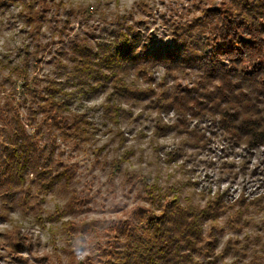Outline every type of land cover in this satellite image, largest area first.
I'll list each match as a JSON object with an SVG mask.
<instances>
[{
	"label": "clouds",
	"instance_id": "1",
	"mask_svg": "<svg viewBox=\"0 0 264 264\" xmlns=\"http://www.w3.org/2000/svg\"><path fill=\"white\" fill-rule=\"evenodd\" d=\"M27 2L35 9L36 32L21 7L11 0L0 3V209H16L0 223V264H16L8 255L14 243L20 245L13 253L19 264H264V175L251 176L256 168L264 172V0H164L163 5L161 0ZM193 4L200 6L198 12ZM225 4L230 26L220 23L223 14L216 10ZM145 5L151 18L143 15ZM160 13L177 18L179 34L165 32L158 22ZM85 15L93 17L96 28L79 24L77 17ZM69 19L73 31L64 38L69 54L55 67L35 66L27 53L34 51L36 36L41 43L60 39L55 33ZM138 20L147 23L138 26ZM241 22L251 31L252 44L234 41L231 53L218 54L211 63L198 61L209 68L223 63L235 69L227 81L206 84L189 73L165 82L171 73L157 63L159 70H152L155 83L138 78L133 69L120 73L116 84L105 67L112 59L125 65L132 57L142 61L154 39L183 45L187 51L180 55L186 60L203 56L209 35L235 29ZM129 27L132 50L125 58L112 44H119L116 36L109 33L127 32ZM87 30L98 39L90 50H76ZM81 57L93 66L91 72L81 70ZM25 65L30 66L27 71ZM34 76L63 86L55 99L58 106L71 105L73 119L92 121L96 114L119 111L127 121L118 129L123 136H113L114 125L109 124L77 147L78 140L69 144L58 134L38 130L44 127L41 103L38 98L26 102L20 88L24 79ZM178 83L189 89L205 84L199 88L205 95L224 94L242 102L194 116L175 106L176 97L186 95L177 91ZM125 89L155 90L158 95L134 100ZM162 92L170 94L163 102L172 105L171 110L156 107ZM129 113L132 119H145L132 124ZM157 125L163 131H157ZM21 171L24 179L18 183L11 177ZM188 181H199L200 187L192 188ZM225 192L228 196L218 202ZM192 222L194 235L184 228ZM210 240H218V246L207 248Z\"/></svg>",
	"mask_w": 264,
	"mask_h": 264
},
{
	"label": "rangeland",
	"instance_id": "2",
	"mask_svg": "<svg viewBox=\"0 0 264 264\" xmlns=\"http://www.w3.org/2000/svg\"><path fill=\"white\" fill-rule=\"evenodd\" d=\"M4 0H0V3H3ZM164 0H161V4L163 5ZM11 4L17 5L23 9L21 12V15H28V20L27 23L32 26L33 32H36V24H37V17L33 15L35 12V9L32 8L31 4L27 2V0H11ZM183 7V5H181ZM193 8L198 12L200 10V6L197 4H193ZM225 8H228V6L221 5L219 8L216 10L221 12L222 10L224 11ZM47 11V10H46ZM143 15L146 17L151 18L152 17V11L151 9L148 8L147 5H145V10H142ZM38 20L42 21L44 20V16L41 15L38 17ZM77 21L79 24L84 27L88 28L90 25L92 28H96L97 26L93 24V17L91 16H83V17H77ZM162 26H164L165 32L168 34H171L173 36L177 35L181 31V26L175 16L172 15H165L164 13L159 14V21H158ZM138 26H145L146 21L145 20H138L137 21ZM153 24L157 23L156 20L152 21ZM131 29V27H129ZM108 29L104 28L102 29L103 32H107ZM73 31V20L69 19L66 20L62 26V28L59 29L57 33H55L56 36H59L60 39H53L50 43H41L39 42L40 37L39 34L36 36V43H35V48L34 51L28 52L27 55L33 58V62L35 66L40 67V66H53L55 67L56 64L62 63V58L67 56L69 53L66 51L68 48V44L65 42V37ZM157 32L160 31V28L156 29ZM129 32V31H128ZM127 32V33H128ZM137 36L139 34H136ZM155 35V33H154ZM97 36L94 31L92 30H87L84 31L83 35L79 37V43L75 44V49L78 46H81V49H86L90 50V47L96 42ZM59 45V47H57ZM172 44H162L158 39H154L149 47V50H161V48L169 47ZM79 49V48H78ZM23 51V50H22ZM161 52V51H159ZM180 52V51H179ZM51 57V59H45V57ZM7 60L8 58L5 57ZM12 61H9V64H11ZM84 60L81 57L80 58V68L82 71H85V66H84ZM130 65V64H129ZM29 65H25V71L29 69ZM128 66L125 65L124 70L121 73H130L132 69H128ZM155 67L149 69L146 71L145 75L139 74V70H135L138 78H143L145 82L147 83H155L156 78L155 76L152 75V70ZM93 70V66L91 65L89 68V72ZM156 70L158 71L159 69L156 67ZM167 70V69H166ZM203 69L198 67L196 63H192L189 66H184L176 69H169L167 70L169 73H171L170 77L165 78V82H167V79H183L186 78L189 73L193 76L199 75V77L206 82V84H211L212 81L215 79H210V76L208 74L203 75L202 72ZM41 71H43V68L41 67ZM16 70L13 69V74H15ZM87 72V71H85ZM55 74V72L53 73ZM120 74V73H119ZM112 82H114V78L111 77ZM7 82V79H6ZM116 84H119V82H114ZM206 86L205 84H200L198 85L197 88H186L182 84H177L176 89L178 92L181 93H186V95H180L176 97V104L175 106L178 109V97H185L188 96L190 92H192L191 96H196L195 94L201 92L199 91L200 87ZM55 88L53 91L54 94L55 92L58 94L61 91V88L63 87L62 85L57 84L56 81L52 80L49 82V78H41L39 76H34L29 79H24L23 83L20 85V88L23 91V95L25 97V101L29 100H34V99H39L41 103V108H40V113H42L43 119H42V125L44 127L38 129V130H43L44 132H53L54 134H58L60 137L65 139L69 144L75 143V141H80L79 144H77V147H80L81 145H85L86 142L88 141L89 137L93 136L95 133H98L102 131L103 129H107L109 124L114 125L113 129V136L120 138L123 136V133L118 131L119 127L122 125L126 124V120H122L120 112L115 111V110H108L100 114H96L93 116L92 121L86 119L85 117H80L78 119H73L71 116L65 115L64 117L69 118L67 121L65 120H60L58 118V115L54 113V107L52 105H49L50 100L48 101L47 95L45 94L46 92H50V90ZM159 87L163 88L164 84L159 85ZM125 91L129 92L130 98L134 100H143V99H148L150 97L157 96V92L155 90H150L149 92H132L129 89H125ZM87 95V93H85ZM168 92H162L159 93V101L156 103V107L159 108L161 111L165 110H171L172 105H165L164 100L169 97ZM222 99V98H221ZM206 107L205 111L202 108L194 109L193 107L191 108L192 111H190L194 116H206L207 114H215L216 111H219L220 105H223L225 101H218L215 102V108L212 106L213 104H207L204 100ZM71 106V105H70ZM186 110V109H185ZM194 112V113H193ZM71 117V118H70ZM36 119L39 120L40 117L39 115L36 116ZM128 119L131 120L132 124H139L142 120L145 119L143 115L137 116L134 119L131 117V113L128 114ZM94 121V123H93ZM203 122V120H202ZM184 121H181V124H183ZM96 125H99V127H96ZM157 131H163L162 128H160L159 125H157ZM131 130L129 131V135H131ZM211 135L215 136L216 132H212ZM205 138L203 136L200 137V140L203 141ZM53 144H55V140H53ZM205 148H207V145H204ZM252 147V146H251ZM211 151V149H208ZM63 154V153H62ZM191 162V161H188ZM251 163V161H249ZM261 164L264 165V161H261ZM211 167V165H209ZM229 167H234V166H229ZM245 169H242V172L246 171ZM195 170H192L191 174H194ZM264 175V172H261L259 168H256L255 170L252 171L251 176L252 177H258ZM13 180H16L18 183H22L24 179V174L21 172H13L12 177ZM210 177H206V179H209ZM188 185L192 188H199L200 187V182L199 181H188ZM261 188H264V184L260 185ZM245 191H247V187H245ZM192 195H195L194 193ZM228 193L225 192L224 196L220 197L219 201L220 203L223 202L224 197H227ZM239 203V202H238ZM246 203V201H245ZM255 203V201H253ZM16 211L15 208H9L7 205L4 206L3 209H0V223H4L9 219L7 216V212H12ZM193 223V222H192ZM191 224V223H189ZM215 231V229L213 230ZM219 241L218 240H210L208 244L206 245L207 248L209 249H214L216 246H218ZM20 250V245L18 244H12L11 245V251L8 253L9 257L11 258V261H15L16 264H19V259L18 257L14 256L13 253L16 251ZM195 251V250H194ZM4 257L0 256V260H3Z\"/></svg>",
	"mask_w": 264,
	"mask_h": 264
},
{
	"label": "trees",
	"instance_id": "3",
	"mask_svg": "<svg viewBox=\"0 0 264 264\" xmlns=\"http://www.w3.org/2000/svg\"><path fill=\"white\" fill-rule=\"evenodd\" d=\"M236 9H232L231 12H235ZM223 14V20L220 22L224 26H230L231 21V15L229 14V8H225V10L221 11ZM243 22H241L240 25H236L235 29H232L229 27L227 31H222L217 34H212L208 36L207 42H206V51H204L203 56L196 55L189 59H184L180 53L182 50L187 51V49L181 45L179 47L171 45L169 47L161 48V50H149L148 54L144 57V59L141 61L137 57H132L131 64L126 65L128 66V69H135L139 70V74L145 75L146 71L157 66V63H162L163 66L169 70V69H176L184 66H189L190 64L196 63L198 67H200L203 72V75L208 74L210 76V79L215 80H229L235 69H230L227 64L220 63L219 66H216L215 64H212V66L209 68L208 64L201 63L198 61H204L207 59L209 63L216 60V57L218 54L224 55L226 53H231L236 48V43L239 42H245L248 44H252L254 37L251 33V31L247 29L242 28ZM129 31V32H128ZM128 33L125 31H121L119 33H109L110 36H116V40L119 41V44H116V41H113L112 44L115 45L118 49V51L125 57H129V53L132 50V44L128 41V35L131 33V29L128 28ZM108 32V30H107ZM138 36L135 34L133 35V40H136ZM239 37V40L236 38ZM225 41H227L225 43ZM236 41V43H234ZM99 46V45H98ZM112 45H103L104 48L111 47ZM79 48V49H78ZM82 47L78 46L76 47V50H80ZM84 49V48H83ZM88 50V48L84 49ZM161 51V52H159ZM180 51V52H179ZM193 52H198V49H191ZM112 59V58H110ZM244 63H247V60H244ZM85 66V71L89 72V68L91 64L83 63ZM105 67L109 68L113 72L112 78H114V82H119V73H121L124 68L125 64H122L119 62L118 59H112L111 63L105 62ZM55 88L52 87L50 92H46L48 101L50 100L49 105H52L54 107V113L58 115V118L60 120L67 121L69 118L64 117L65 115L70 116L68 113V108H70V104L65 102L62 105H57L56 97L60 94L58 92L54 94ZM219 91V90H218ZM192 92L188 94V96H191ZM196 96L188 97H178V109L181 110H187L192 111L191 108L194 109L202 108L205 111L206 102L207 104H214V102L225 101L224 104H239L242 101H240L239 98H237L235 101H232L227 95L221 94L220 96H216L215 94L212 95H205L203 93L201 94H195ZM222 98V99H221ZM223 104V105H224ZM194 113V112H193ZM71 118V117H70ZM252 147H255V144L251 145ZM184 228L192 233L195 234L196 231V223L193 222L191 224L187 223L184 225ZM195 248L193 247V251Z\"/></svg>",
	"mask_w": 264,
	"mask_h": 264
}]
</instances>
